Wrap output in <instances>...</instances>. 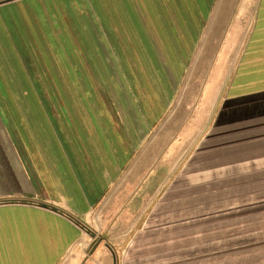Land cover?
I'll list each match as a JSON object with an SVG mask.
<instances>
[{
	"label": "crops",
	"instance_id": "1",
	"mask_svg": "<svg viewBox=\"0 0 264 264\" xmlns=\"http://www.w3.org/2000/svg\"><path fill=\"white\" fill-rule=\"evenodd\" d=\"M232 51L264 82V0L0 4V264H175V126L189 155ZM196 60L214 68L181 106ZM149 144L154 171L131 181Z\"/></svg>",
	"mask_w": 264,
	"mask_h": 264
},
{
	"label": "rangeland",
	"instance_id": "2",
	"mask_svg": "<svg viewBox=\"0 0 264 264\" xmlns=\"http://www.w3.org/2000/svg\"><path fill=\"white\" fill-rule=\"evenodd\" d=\"M235 61L236 52H228L227 73L229 75V83L226 91L227 97L224 98L223 101L220 100L217 102L216 106L213 108L212 118L209 124V126H213L215 122L214 118L219 114L220 111L223 118L220 119V123L218 126H223L224 130L223 134L218 138L213 148H203L200 151L201 154L198 156L196 155V157L186 155L183 148L176 147L178 140V130L177 126H175V181L171 177L166 180L165 187L167 189L165 188V203L170 201L171 199H175V189L183 190L188 185L193 186V192L198 191L196 194V198H198V201H202L205 198H209L208 200H210V202L208 203H201L198 205H190L187 207L185 206L184 208H178L180 204H184L181 203L182 201L180 197L176 199L181 202L179 203V205L175 203V224H178L180 221L184 220L185 217L183 216L191 210L195 211L194 214L196 216H198L199 214H205L198 216V218L194 217L193 220L195 222H193V224L187 229L183 230L184 234L186 235H181L183 238L181 240L183 241L175 240V242H179L175 243V251L186 252L189 250H208V252L213 253L216 250L221 251L225 249L226 246L229 245V241H232V239H234V233L238 234L239 204H246L248 200L252 199V196L250 195L239 194L237 189L241 186L242 188L246 189L252 187V165L250 161V153L246 152L230 156H219V153L221 151L220 148L222 149L227 147L228 145L235 143V140L233 138H227V135L223 137L225 130H227L226 126H235V124H237V116L232 115L230 113L231 110L237 108L238 104L239 106H241L243 100L251 99L250 97L253 95V93H251L252 85L249 83H243L244 85L238 88H236L235 86L231 87L233 85V81L231 80V78L233 75L232 71L234 70ZM207 63L208 62H205V60H196V62L190 68L188 77L186 78V83L181 90V106L183 103L191 101L190 99L198 97L199 92L202 91L203 85H205L206 83L199 81V79H202V76H206L208 72L210 73V69L212 71V69L214 68V66L211 67ZM197 75L202 76L196 77ZM243 75L250 76L251 74H249L248 72H244ZM246 76L244 77V79L249 80L250 77ZM180 116H186V111L183 110V113L181 111ZM165 127L164 139L166 143V141L169 142L172 137V130L169 126ZM205 133L206 131L202 133L201 136L198 133L199 136L197 135L196 144H198L203 139ZM167 150L168 149L165 146V157L167 156ZM158 151L159 149L157 150L154 145L149 144L147 151L145 153H142L144 155H142L139 160H137L133 164V175L130 177L131 181H134V176L142 173V171H144L147 166L149 171H154L153 169L155 168L156 164L152 161L155 160V156L158 154ZM146 158L148 162H145ZM172 165L173 164L168 163L164 166L165 169H169V167H171ZM169 170H166L164 172V176H166L167 174L170 175L171 171ZM206 172H210V175H206ZM193 176H195L194 183L187 184L189 183L188 180L193 178ZM198 176H200V178ZM203 185H206L207 188L205 189ZM172 192H174V195L172 194ZM204 193L205 197H202ZM209 194H212V196H208ZM117 197L118 196H116V198ZM120 197L121 198L119 199L117 198L118 200L115 204L116 208L121 204V202H123L124 197ZM199 210L200 212H198ZM136 213L135 216L138 217V214ZM124 214L126 213L123 211L119 212V218H123ZM201 224L205 226H211L208 229L203 230L201 229V227H203L200 226ZM180 229L181 228L179 227L175 230V236L179 235H176V232ZM195 229H200V232H196L195 237H204V242L190 244L188 241L184 240L185 238L192 237V230ZM125 230H127V228ZM125 230H123L120 235L123 236ZM105 232L106 233L104 237H108L111 229ZM136 232H138V229H136L130 237H132V235H135ZM127 245L128 243L126 244V246ZM178 254L182 255L181 253ZM178 254L175 257L179 256Z\"/></svg>",
	"mask_w": 264,
	"mask_h": 264
},
{
	"label": "trees",
	"instance_id": "3",
	"mask_svg": "<svg viewBox=\"0 0 264 264\" xmlns=\"http://www.w3.org/2000/svg\"><path fill=\"white\" fill-rule=\"evenodd\" d=\"M245 69L241 73V69H237L233 72L231 80L233 85L231 87L243 86V83L251 84L253 97L251 99L243 100L242 105L231 110V114L237 116V124L235 126H226L224 136L227 138H233L235 143L228 145L225 148H220L219 156H230L241 153H250L251 165H252V187L246 189L239 187L238 193L241 195L252 196L251 200H248L246 204H239V216H238V234L234 233V239L229 241V245L224 246L223 250H216L211 253L208 250H189L186 252L175 251V256L178 253L179 256L175 257V264H264V82L253 84L247 82L243 75ZM240 74V79L236 78V75ZM229 83V82H228ZM228 88V86H227ZM227 91V89H226ZM223 99L227 97L226 92ZM222 114H219L214 118L213 126H209L203 139L195 145L189 156L196 157L201 154V150L205 147L213 148L218 138L223 134V126H218ZM219 119V120H218ZM222 132V133H221ZM233 168V167H230ZM206 175H210V172H206ZM201 175V174H199ZM197 177V176H196ZM200 178V176H198ZM195 176L189 179V183H194ZM205 189L206 185H203ZM193 186L188 185L185 189H175V203H183L178 208H184L185 206L198 205L201 203H208L209 198H205L202 201H198L197 192H193ZM192 190V191H191ZM208 196H212L209 194ZM181 198L179 202L178 198ZM202 197H205V193ZM197 200V201H195ZM176 209V206H175ZM194 210L189 211L184 220L175 224V230L181 228L176 232L175 240L183 239L181 235L184 234V229L195 222L196 216ZM200 212V210L198 211ZM236 214V213H235ZM234 214V215H235ZM201 229L206 230L211 225L201 224ZM196 232H200V229L192 230L193 236L185 238L190 244L197 242H204V237H195ZM106 232L103 233L101 240L106 239L104 237ZM188 234V233H187ZM183 241V240H181ZM179 243V242H175ZM124 246V245H123Z\"/></svg>",
	"mask_w": 264,
	"mask_h": 264
},
{
	"label": "water",
	"instance_id": "4",
	"mask_svg": "<svg viewBox=\"0 0 264 264\" xmlns=\"http://www.w3.org/2000/svg\"><path fill=\"white\" fill-rule=\"evenodd\" d=\"M10 1H14V0H2V1H0V4L6 3V2H10Z\"/></svg>",
	"mask_w": 264,
	"mask_h": 264
}]
</instances>
